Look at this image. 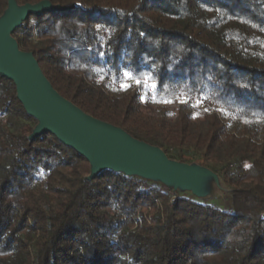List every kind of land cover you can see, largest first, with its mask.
Masks as SVG:
<instances>
[{
  "label": "trees",
  "instance_id": "trees-1",
  "mask_svg": "<svg viewBox=\"0 0 264 264\" xmlns=\"http://www.w3.org/2000/svg\"><path fill=\"white\" fill-rule=\"evenodd\" d=\"M50 1L70 8L13 35L53 87L216 172L230 209L112 170L87 180L75 149L29 138L37 120L0 74V264H264V0Z\"/></svg>",
  "mask_w": 264,
  "mask_h": 264
},
{
  "label": "water",
  "instance_id": "water-1",
  "mask_svg": "<svg viewBox=\"0 0 264 264\" xmlns=\"http://www.w3.org/2000/svg\"><path fill=\"white\" fill-rule=\"evenodd\" d=\"M69 8L50 0L25 4L8 0V7L0 15V74L15 83L27 114L37 120L29 138L51 133L75 149L90 162L87 180L112 170L164 184L175 192L188 191L199 198L209 196L212 182L222 186L219 175L210 168L170 158L160 146L86 113L53 87L34 53L21 49L13 34L31 15Z\"/></svg>",
  "mask_w": 264,
  "mask_h": 264
},
{
  "label": "rangeland",
  "instance_id": "rangeland-1",
  "mask_svg": "<svg viewBox=\"0 0 264 264\" xmlns=\"http://www.w3.org/2000/svg\"><path fill=\"white\" fill-rule=\"evenodd\" d=\"M221 185L222 186H218L217 184L212 182L210 194L208 197H205V198H199L188 191H176V192L173 191V192L181 193L182 195L184 194L186 196H192L197 201L216 206L223 210H226V209L228 210L230 209L228 197H227V193L229 189L225 187L222 183Z\"/></svg>",
  "mask_w": 264,
  "mask_h": 264
},
{
  "label": "built area",
  "instance_id": "built-area-1",
  "mask_svg": "<svg viewBox=\"0 0 264 264\" xmlns=\"http://www.w3.org/2000/svg\"><path fill=\"white\" fill-rule=\"evenodd\" d=\"M145 103H150L152 100V89H150L149 95L145 97ZM181 101L187 104H191L193 106H198V101L193 96L184 94L181 98ZM201 109H204V107H201Z\"/></svg>",
  "mask_w": 264,
  "mask_h": 264
},
{
  "label": "snow or ice",
  "instance_id": "snow-or-ice-1",
  "mask_svg": "<svg viewBox=\"0 0 264 264\" xmlns=\"http://www.w3.org/2000/svg\"><path fill=\"white\" fill-rule=\"evenodd\" d=\"M127 75V74H126ZM137 83H140V81H137Z\"/></svg>",
  "mask_w": 264,
  "mask_h": 264
}]
</instances>
